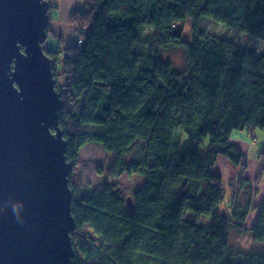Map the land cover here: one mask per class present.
Listing matches in <instances>:
<instances>
[{
  "label": "trees",
  "instance_id": "1",
  "mask_svg": "<svg viewBox=\"0 0 264 264\" xmlns=\"http://www.w3.org/2000/svg\"><path fill=\"white\" fill-rule=\"evenodd\" d=\"M187 18L191 41L182 37ZM205 19L264 40V0H83L69 18L72 43L43 46L64 78L54 65L67 161L75 167L93 141L114 153L111 176L144 178L126 194L69 180L70 264H264V250L229 244V229H245L251 197L242 203L236 194L227 213L218 211L226 191L213 169L217 156L241 161L234 131H264V52L206 33ZM170 46L184 49V70L162 60ZM250 230L264 244V199Z\"/></svg>",
  "mask_w": 264,
  "mask_h": 264
},
{
  "label": "water",
  "instance_id": "2",
  "mask_svg": "<svg viewBox=\"0 0 264 264\" xmlns=\"http://www.w3.org/2000/svg\"><path fill=\"white\" fill-rule=\"evenodd\" d=\"M49 12V0H0V264H70L75 254L74 164L43 48Z\"/></svg>",
  "mask_w": 264,
  "mask_h": 264
},
{
  "label": "rangeland",
  "instance_id": "3",
  "mask_svg": "<svg viewBox=\"0 0 264 264\" xmlns=\"http://www.w3.org/2000/svg\"><path fill=\"white\" fill-rule=\"evenodd\" d=\"M50 6L54 4L55 6L49 12L50 22L48 27L55 32H58L60 36L57 35H48L47 38L43 42V46L46 47L48 51H52L53 49L59 47L60 50L64 48L66 44H70L73 41V33L69 29L71 28L70 24V16H68L67 12L64 11L62 15H59L60 5L63 3L64 7H67V3L73 2L72 0H49ZM83 0H79L78 2L73 3V7L77 9H82ZM183 28L182 37L191 41L192 39V26L191 19L187 18L184 23L180 24ZM204 31L206 33L211 32L216 35H222L227 38H231L239 43H244L250 47H254L258 52H264V40L246 34L244 32H235L232 29L226 28L221 23H214L209 19H205L201 23ZM62 58V54H59L58 59ZM162 60H169L172 62L173 67L177 70H184L187 66V59L185 56V51L183 48L175 46L165 48L164 51L161 52ZM56 70L58 73L62 70L61 66L58 65V60L54 62ZM57 80L59 83L63 82V76L58 75ZM56 84V83H55ZM257 132L264 134L263 130L256 129ZM183 140L181 146H184L188 143L187 137L182 136ZM209 140L205 139L203 146L208 145ZM134 152H129L126 158L129 160L134 157ZM246 158L245 156L242 157ZM115 160L114 153L107 152L103 149L102 145L97 142L91 141L90 143L85 144L83 147L79 149L76 166L74 167L72 173L70 174V181L75 185L87 184L88 186L95 188H109L113 191L131 193V191L137 190L140 186L143 185L144 178L140 176L138 173L129 175L127 173L122 174L120 176H111L109 174L111 167L113 166V162ZM243 164V162H242ZM232 229V228H231ZM232 232V230H230ZM75 245H77V242ZM247 249H254L255 245L252 242L246 243L245 245ZM248 250V251H249Z\"/></svg>",
  "mask_w": 264,
  "mask_h": 264
},
{
  "label": "crops",
  "instance_id": "4",
  "mask_svg": "<svg viewBox=\"0 0 264 264\" xmlns=\"http://www.w3.org/2000/svg\"><path fill=\"white\" fill-rule=\"evenodd\" d=\"M62 2V0H60ZM73 2L67 3L64 7L63 3L58 7L59 15L64 11L70 16L77 8L73 7L74 2L79 0H72ZM71 30V28H69ZM231 141L236 143L242 150V157H246V162L242 161L233 164L226 156H217L213 169L217 171L223 180V185L226 191V196L223 203L219 204L216 209L218 211L228 212L231 202L236 194L239 200L242 201L251 197V207L246 220L243 222L245 229L236 230L235 228L229 229V244L234 248L241 249L245 252H261L264 250V244L253 239V234L250 228L253 225L256 216V206H258L262 199H264V134L247 130H236L232 133ZM242 160V159H241ZM243 177L246 180V189L239 191V179ZM232 230V232H230ZM252 242L254 249H247L246 243ZM249 250V251H248Z\"/></svg>",
  "mask_w": 264,
  "mask_h": 264
},
{
  "label": "built area",
  "instance_id": "5",
  "mask_svg": "<svg viewBox=\"0 0 264 264\" xmlns=\"http://www.w3.org/2000/svg\"><path fill=\"white\" fill-rule=\"evenodd\" d=\"M242 162H243V164H244V163L246 162V158H243V161H242Z\"/></svg>",
  "mask_w": 264,
  "mask_h": 264
}]
</instances>
